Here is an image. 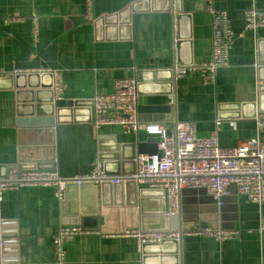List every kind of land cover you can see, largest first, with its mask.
<instances>
[{"label":"crops","instance_id":"0c3cea01","mask_svg":"<svg viewBox=\"0 0 264 264\" xmlns=\"http://www.w3.org/2000/svg\"><path fill=\"white\" fill-rule=\"evenodd\" d=\"M137 1L0 0V166L18 164L20 157L25 160L51 157L53 145L50 166L58 170L61 178L69 179L91 173L95 163L101 161V147L117 145L127 155L132 144L158 141L157 136L143 129L126 133L120 126L95 128L92 124L90 102L95 94L112 93L116 80L135 79L140 71L158 73L155 81L146 76L140 106L169 107L163 116L171 118L168 122L144 125L162 124L170 128L176 121L193 122L200 138L209 137L218 126V143L222 148L238 147L255 137L264 141V129H258L251 107L258 104L260 96L258 68L264 66V28L246 30L244 18L248 8L264 9V0H213L217 10L227 12L235 35L229 64L218 70L213 84H205L200 73L172 80L170 71L176 63L180 64L176 58L177 34L186 44L180 51L182 60L192 58L194 63L210 60L212 16L206 0H181L183 19L179 27L172 13L142 11L129 16V25L119 22L97 29L100 18L120 14ZM43 70L61 72L64 90L56 108L70 107L76 115L67 112L70 122L54 126L53 134L45 133L42 142L33 144V138H21L19 127V109L30 89L17 87L8 76ZM37 79L36 90H41L40 96L47 102L52 89L43 86L51 83V77ZM24 81L28 84V80ZM154 86L159 91H154ZM171 94L176 97L175 106H170ZM76 102L87 104L71 107ZM233 105L245 106L239 110L245 117L228 119L233 110L229 106ZM90 194L70 188L59 200L53 186H27L3 193L0 221L8 222L7 232L14 233L6 236L10 257L7 263L56 264L53 237L63 226L81 225L74 223V212L85 208V204L92 205ZM159 198H150L153 210ZM181 206L189 211L188 222L198 221L191 230L209 226L211 216L215 215L212 204L202 194L182 192ZM262 217L264 204H255L230 188L225 206L218 212L217 224L218 228L237 234L229 240L217 241L184 232L180 264H264ZM98 224L99 228L85 227L98 233L78 236L67 243V264L174 262V254L169 252L171 246L168 253L146 255L135 239L117 236L122 232L118 213L99 214Z\"/></svg>","mask_w":264,"mask_h":264},{"label":"built area","instance_id":"2783aa9c","mask_svg":"<svg viewBox=\"0 0 264 264\" xmlns=\"http://www.w3.org/2000/svg\"><path fill=\"white\" fill-rule=\"evenodd\" d=\"M207 10L212 16V50L207 62L194 63L191 66L175 64L172 68L175 80L191 73H200L205 84H213L219 69L229 64V52L235 39L230 27L226 11L217 10L213 0H206ZM245 28L257 31L264 28V9L248 8L244 12ZM17 19H9L14 21ZM31 72H16L28 74ZM39 74L53 75V102L62 99L64 85L59 71L43 70ZM92 124L95 128L103 126H120L126 133H137L140 130L138 108L140 95L137 81L133 78L118 79L114 83L112 93H97L92 99ZM170 106H175L176 97L169 96ZM259 130L264 129V112L255 118ZM234 125V123H231ZM145 131L157 136L156 155L139 154L135 158L136 171L125 179L111 178L105 171L101 161L95 163L89 174L63 179L57 169H32L8 171L5 179H0V197L8 191L18 190L27 186H53L56 196L62 200L67 185L109 181L113 184L131 180L138 186L162 191L168 204L166 215H178L181 209V194L184 190H205L207 195L221 206L222 200L230 194L235 186L237 192L251 202L264 204V141L255 137L234 148H222L218 143L219 127L209 137L200 138L193 122H173L172 127L162 124H150ZM260 230L264 231V217L261 219ZM97 231L81 225L61 227L53 237L56 264L66 263V245L78 236L96 234ZM196 235L225 241L233 238L237 232L210 226H200L187 232ZM117 236L133 238L142 249L145 244H158L165 240L180 241L184 234L178 231L143 232L140 229H126ZM6 237L0 234V262ZM3 264V263H1Z\"/></svg>","mask_w":264,"mask_h":264},{"label":"water","instance_id":"95a60500","mask_svg":"<svg viewBox=\"0 0 264 264\" xmlns=\"http://www.w3.org/2000/svg\"><path fill=\"white\" fill-rule=\"evenodd\" d=\"M142 11H162L172 13L174 15V20L176 22V26L179 27L180 21L183 19L181 0H139L135 2L133 5L128 7L125 11L120 14L114 16H105L100 18L96 22L97 29H101L104 25H112L120 22L121 25H129L130 23V15ZM108 29V28H107ZM129 30V27L126 28ZM124 29V30H126ZM186 44L183 42L182 38L179 34L176 35V58L177 62L182 66H191L194 64L192 58L184 61L181 59L180 51L183 46ZM260 64V62H259ZM261 65V64H260ZM171 75L173 80V70L171 69ZM149 73V74H145ZM158 75L157 72H145L140 71L137 74L135 80L137 81V89L139 95L144 94L146 89L145 82L149 78L150 80L154 78L155 75ZM41 76H50L51 83L48 86H43V88L53 87V75L52 74H38V73H28V74H18V75H10L8 76L9 80H15L16 86L21 87V89L29 88L28 97L22 101V105L19 109V127L22 129L20 132L21 138H33V144H39L42 142L40 139L43 137L45 133L53 134L54 126L59 124L68 123L71 119L66 118L67 112H71L73 115L76 113L73 109L69 107L68 110H64L61 108H56L55 103L53 102V92L50 100L45 102L42 100L40 94L41 90H36L39 88V84L37 82V78ZM146 76L148 78H146ZM28 80V84L25 85V81ZM171 80V81H172ZM170 81V82H171ZM173 82V81H172ZM258 90L260 92L259 102L253 103L252 108H254V113L252 114L253 118H256L258 113L264 112V66H259L258 68ZM173 83H170V85ZM171 85V86H172ZM170 87V86H169ZM154 91H159L155 87ZM170 90V89H169ZM166 90L165 92H168ZM52 91V90H50ZM87 103L85 102H76L71 107L78 108V106H85ZM92 105V102H90ZM231 107L232 114H230L227 118L236 120L241 117H245L242 115V112L239 111L242 107L239 105L229 106ZM71 109V110H70ZM170 110L169 107H145L139 106V124L140 129L145 130L147 125L143 123L151 122H168L171 118L163 116L164 113ZM239 111V112H238ZM76 115V114H75ZM75 117V116H74ZM40 141V142H39ZM23 146V141L21 142ZM53 144V141H52ZM131 151L129 154H125L124 151H120V147L112 146V147H101V156L100 159L103 162L105 173L111 178H119L125 179L131 177L136 171L135 158L139 154H149L156 155L157 151V140L150 139L146 143L132 144L130 146ZM23 149V148H21ZM51 157L42 158L37 160L23 159L20 157L18 164H14L11 166H0V179H5L7 177L8 171L12 169L22 170H32V169H51L50 163L53 162L54 158V148L53 145L50 146ZM49 165V166H48ZM70 188H78L83 192H90V198L92 205L88 206L85 204V208L76 209L74 212V216L76 218L74 223H80L82 227H93L99 228V214L109 215L117 213L120 215L121 219V231H125L126 229H140L143 232H170V231H178L180 234H184V232H189L196 221L188 222V210L185 207L181 206L180 212L178 215L167 216L166 215V200L165 194L162 191L151 190V189H139L138 186L131 180L120 181L118 183H111L109 181L102 182L100 184L95 185V183H83V184H75L70 183L67 185L66 189ZM234 188L237 192L235 186ZM183 192H192L196 194H202L207 198V200L212 204L214 209V216H211L212 222H210L209 226L216 229L218 228V212L222 210L225 206L226 200L228 197H225L222 200V205L218 206L216 201H214L211 197L207 195L205 190H184ZM160 196L158 199L157 207L153 210L151 197ZM84 203V201H83ZM159 206V207H158ZM79 215L81 218H79ZM8 222L0 221V234L4 237L14 234L7 232ZM90 224L91 226L87 225ZM190 223V224H188ZM9 240L7 239L5 242V246L3 249V261L0 262L3 264H8L9 256L7 255V246ZM183 238L180 241L176 240H165L158 244H145L142 247L144 254H165L168 253L169 247H173L170 253L174 254V262L172 264H180L181 263V249H182ZM8 258V259H7ZM10 262V261H9ZM157 263V262H156ZM158 264V263H157ZM160 264H163L162 262Z\"/></svg>","mask_w":264,"mask_h":264}]
</instances>
